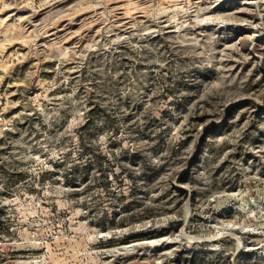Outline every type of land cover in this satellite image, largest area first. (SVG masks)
I'll use <instances>...</instances> for the list:
<instances>
[{
  "label": "rangeland",
  "instance_id": "374dc122",
  "mask_svg": "<svg viewBox=\"0 0 264 264\" xmlns=\"http://www.w3.org/2000/svg\"><path fill=\"white\" fill-rule=\"evenodd\" d=\"M0 264H264V0H0Z\"/></svg>",
  "mask_w": 264,
  "mask_h": 264
}]
</instances>
